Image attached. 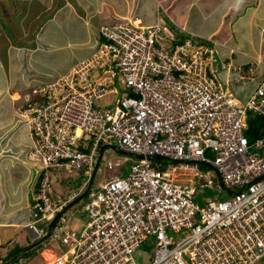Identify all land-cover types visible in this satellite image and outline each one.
Wrapping results in <instances>:
<instances>
[{
    "label": "built area",
    "instance_id": "1",
    "mask_svg": "<svg viewBox=\"0 0 264 264\" xmlns=\"http://www.w3.org/2000/svg\"><path fill=\"white\" fill-rule=\"evenodd\" d=\"M160 11L153 23L136 13L102 23L93 53L43 87V102L31 112L41 178L26 222L34 239L78 194L54 201L51 169H84L89 177L101 141L135 157L127 173L91 187L85 226L70 227L58 216L47 241L60 240L61 247L43 264H137L136 251L150 236L149 264L264 258V134L246 133L249 112L264 115V80L243 98L231 81L244 75L230 62L217 64L196 42L199 34L173 19L162 24ZM175 30L189 38L172 42ZM205 187L226 196L201 205L195 196Z\"/></svg>",
    "mask_w": 264,
    "mask_h": 264
},
{
    "label": "crops",
    "instance_id": "2",
    "mask_svg": "<svg viewBox=\"0 0 264 264\" xmlns=\"http://www.w3.org/2000/svg\"><path fill=\"white\" fill-rule=\"evenodd\" d=\"M32 1L36 3L38 2L40 5L36 7V5L31 4ZM81 1L82 0H0V248L6 247L8 249V252H6L4 256L3 251L0 250L1 258L6 257V255L14 248L21 246L17 232L21 227L27 228L25 226V221L30 212L29 204L32 200V188L35 181V176L33 175L32 170L33 163L30 162L28 158H25V156L17 149V145L23 143V141H27L30 137H27L28 128L26 124L19 121V115L16 112L17 102L15 103V100L12 99L11 91L24 93L27 88L29 89L31 81L28 71L43 74L41 80L46 79L49 75H58L66 72L72 63H75L79 58H82L89 53L91 47L95 44L92 43V46L89 49V45L86 44L91 43V39L85 34L83 40L77 39L72 40L71 43L66 42L60 48V50H64V54L56 52L55 57H57L50 58L49 52L53 53L52 46L54 41L48 36V33L43 35V25H45V23L57 25L56 23L59 22L61 25L58 26L64 28L69 21L67 19H70L69 16H74V19H83L87 29H90L91 32L97 30L98 34L101 23L113 21L112 19L116 16L113 13H116V11L117 13H120L122 17L123 15L131 13L129 11L133 9V11H135L136 14H139L144 21H147L146 19H148L141 11L137 10V0H120V3L124 4L123 6L118 4L120 9L115 8L111 3V0H92L94 4L92 8H88L86 4ZM114 1L116 4L118 3L117 0ZM164 1L165 0H161L157 8L154 7V17L155 15L157 16V11L161 10L170 22L171 19H173L178 25L184 28L186 27L185 29L187 31L190 30L197 34L211 36L208 33H202V27L196 26V29L195 26H192L194 21L205 23L207 19H211L212 27L214 28L211 33H213L219 29L223 22L230 23L231 20H233L231 24L235 26L236 32L241 33V38L245 37L250 40L251 35L256 32L261 35L256 47L260 46V43L264 41L262 35V32L264 31V15H262V13L257 14L262 6L258 8V10L253 11L252 16L249 18V31H247L246 26L244 25L246 23L242 24L239 21L240 18L245 17L242 14L239 15V12L243 10V3L246 0H239L237 11H234V9L231 10L235 0H224L225 3L220 2L214 7L213 15L216 16L214 19L208 11L198 14L196 10L197 5L190 1L186 10L181 13V16L184 18L183 22L168 11V8L164 5ZM253 1L254 0H248L247 4L254 3ZM261 2L264 4V0H261ZM257 3L258 1L256 4ZM161 5L164 11L161 8ZM230 11H233V13H230ZM6 12L12 14L14 18L21 19L22 17H25L26 20L22 24H20L21 21L15 24L10 21L9 24L11 25V28L9 29L5 26L6 22L5 18H3L9 15L6 14ZM68 13L69 16H67ZM228 13L229 15L231 14L230 19L226 18V14ZM259 14L260 16H258ZM60 15H62V18ZM27 17L29 18L28 22ZM95 18L100 21L97 25L95 24L96 26L93 25V20ZM114 20H116V18H114ZM242 26H244L243 29H246L247 32L241 30ZM244 33L247 34L244 35ZM231 39H233V36H230V40ZM76 41H79L81 45H86L88 50L83 51L81 49L79 52L77 49L71 50L70 45L75 44ZM223 42L227 44L224 48L229 50V54H231L232 60L229 61L237 71L240 66L243 65L241 63H245L255 58L258 60L259 58L256 52L252 57L249 54L253 53H247L249 55L248 57L251 59L243 55H235V53L239 52L237 49L240 47L231 41ZM66 46L70 49L69 54L65 53ZM250 46L253 48L251 44ZM23 52L25 53L26 62H24V57L21 55ZM10 62L15 66L14 69L17 71L14 74L8 69ZM256 65L257 64H255V66ZM255 66L254 69H252L253 73H251V71H244L242 68L239 69V72L240 74L247 73L245 76L248 74L252 77L257 74L259 75ZM222 76L227 79V77H231V72L223 71ZM15 81L16 84L14 83V86V84L12 85V82ZM237 90L243 96L247 93L241 92V89ZM5 99H7V106L4 105ZM128 167L129 166H127L126 169L121 168L118 172L123 171L126 173ZM32 246L33 244H30L28 249H32ZM20 248L24 247L21 246ZM25 262H27V264L31 263L30 259H26ZM5 263H7V261Z\"/></svg>",
    "mask_w": 264,
    "mask_h": 264
},
{
    "label": "rangeland",
    "instance_id": "3",
    "mask_svg": "<svg viewBox=\"0 0 264 264\" xmlns=\"http://www.w3.org/2000/svg\"><path fill=\"white\" fill-rule=\"evenodd\" d=\"M190 1H191V3H194L197 5L196 10H197L198 14H202L204 11H208L212 15L213 19L216 17L213 15L214 7H216L220 2L225 3L224 0H165L164 5L168 8V11H170L173 16L177 17L179 20H181L183 22L184 18L181 16V13L184 12V10H186V7L190 4L189 3ZM256 1H258V3L256 4V7L253 6L255 8V10H258V8H260L262 6L260 12L264 11V4H262L261 0H256ZM81 2L85 3L88 8H92L94 5L92 0H82ZM117 2L118 3L116 4L114 0H111V3L113 4V6L115 8L120 9L119 5L123 6L124 4L120 3V0H117ZM160 2H161V0H156V5H155V0H137V4H136L137 10L141 11L144 14V16L148 18V19L145 18L148 22L144 21V23H153V21L157 19L156 15H155L156 19L154 17V11L153 10H154V7L157 8V6L159 5ZM247 3H248V0H246L243 3V9L250 7ZM31 4L36 5V7H38L40 5L38 2L36 3L34 1H32ZM238 4H239V0H235L233 3V6L231 7V10L234 9V11H237L238 10ZM132 11H133V9H131L129 11L131 13H129L128 15H123L122 17H121V14L117 13V11H116V13L115 12L113 13L114 15H116L114 18H116V19L126 18L127 16H129L133 13H136L135 11H133V12ZM230 13H233V11H230ZM258 13H259V11L257 12V14ZM6 14H9V15L6 17H3V18H5V22H6L5 26L9 29L11 28V25L9 24L10 21L14 22V24L21 21L20 24H22L26 20L25 17H22L20 19V18H14L12 16V14H10L8 12H6ZM64 15H66V14H64ZM255 15H256V11H255ZM61 16L62 15H60V17ZM67 16H69V13L67 14ZM258 16H260V14ZM69 18L70 19H67L69 21L66 23V26H64V28H62V26H58V25H61L59 22L56 23L57 25L45 23V25H43V27H42L43 35L48 33V36L54 41V44L52 46L53 53L49 52L50 58H54L56 52L60 53V54H64V50H60V48L66 42L71 43L72 40H77V39L83 40V36L85 34H87L91 39V43L86 44V45H89V47H88L89 49L92 46L91 45L92 43H96L99 40V35L97 34V30H95L94 32H91L90 29H87V26L85 25V22L83 19L82 20L80 18L74 19V16H69ZM114 18L112 20H114ZM6 19H7V21H6ZM159 20L161 21L162 24H165L166 21L168 20L167 17L164 15V13L161 11L159 12ZM28 21H29V18L27 17V22ZM239 21H240V23L243 22L241 19ZM98 22H100V21H98L95 18L93 20V25H95V24L97 25ZM231 22H233V20H231ZM231 22L230 23L223 22L220 25L219 29L213 33H211V31L214 30V28L212 27V20L211 19H207L205 23L194 21L192 26H195L196 29H197V27H202L203 28L202 33H205V34L208 33L211 35L210 37H212L218 41H225V42L231 41V42L235 43L236 45H238L240 47L237 50L245 53L244 56H246V57H248L249 55H251V57H252L254 55V53L256 52L257 55L259 56L258 60L256 58L255 59L252 58L253 60H249L250 66L247 70L244 69V71H247V72L251 71V73H253L252 69H254V65L257 64L255 66L256 71L259 73V75H261V74L264 75V62H262L263 61L262 59H264V46H262V44L264 43V41H262L260 43V46L256 47L257 42L259 41L261 35L254 32L251 35L250 40L246 39L245 37H243L241 39L233 38L230 40V35L233 34V32H236V28L233 24H231ZM238 24H239V22H238ZM246 34L247 33H244V35H246ZM262 35L264 37V31L262 32ZM168 39H170V38H168ZM203 43H204L205 47L210 50V53L213 55V57H215V59H216L215 62H217V64L221 65L223 60L225 62H229V60H232L231 54H229V50L225 49L224 47H222L220 45H215L213 42H208V41L203 42ZM250 44L253 46V48L250 46ZM86 45H84V44L81 45L79 41H76L75 44L70 45V49L71 50L77 49L78 52L81 49L83 51H87L88 49L86 48ZM70 49L68 48V46H66L65 47V53L69 54ZM247 50L252 51L251 53H253V54L248 55L247 53H249V51H247ZM92 53H93V50L90 49V52L86 54L87 56L85 55L86 56L85 58H88L89 55H91ZM21 55L24 57V62H26L25 53L23 52ZM248 58L251 59L250 57H248ZM33 65H35V64H33ZM14 68H15V66L10 62L8 65V69H10V71L13 74L17 72L16 69H14ZM28 72L27 73L30 77L31 84L38 85L40 83V80L42 79L43 74L33 73L32 71H28ZM30 73H32V74H30ZM115 80H117V78H115ZM242 80H247V79L243 77L240 80V82L231 81V83H232L234 88L237 87L238 89H241V92L245 93V92H247V90L249 88H251V86L253 87V81H250V84H248V82H247L246 85H242V84H240L242 82ZM14 83L16 84V81L12 82V85ZM15 84H14V86H15ZM18 84H20V83H18ZM25 88H27V87H25ZM30 93H31V90H28V88H27V90L24 91V93L11 91L12 99L15 100L14 101L15 103L17 102L16 112L22 114V115H19V117H18L19 119H31V112L33 111V108H34L33 103L31 102L32 98L30 100H26L27 97L31 96ZM121 96H122V94H121V92H119L118 98L115 101V103L118 102V99L121 98ZM112 97H113V95H111V96L109 95L105 99L111 100ZM6 101H7V99L4 100V102H5L4 105L7 106ZM106 106H109V105L105 104L103 106V108ZM23 109H25V110H23ZM28 160H30V162H32V163L35 162V160L29 159V158H28ZM109 160H111L113 162H119L121 165L123 164L122 168L126 169L127 166H129L132 162H134L135 157L129 153L127 154V153L122 152L121 149H119V148L108 147L106 149V151L104 152V155L102 157L99 168L97 167L98 169H96V173L94 175V181H93V187L94 188H98L101 181L108 178L110 175H114L115 173H117V169L119 167H117V166H113L112 168L108 167L107 162ZM23 163H25V162H23ZM25 165H27V164L25 163ZM32 167H33L32 168L33 175L35 176V168L36 167L34 165ZM128 169H129V167H128ZM127 172L128 171H126V173ZM201 172L206 173L209 177H212L215 180L217 179V175L213 169H208V168L203 169L202 168ZM49 174L51 177V187H52V195L51 196H52V199L54 201H57L58 203L59 202L61 203L64 200H66L67 198H69L70 196H73L77 189L78 190L81 189L83 187V184H84V181L86 178L84 175H82L83 174L82 170H78V169H51L49 171ZM224 196H226V193H224V192L219 193L218 189L205 187V188L198 190L197 195L195 196V201L201 205H204L208 198L209 199H215V198L224 197ZM87 200H88L87 196L82 197L74 205L68 207L62 213V216H64L66 219L65 223L68 224L70 227H74V228L79 229V228L85 226V224L88 222L89 217L87 216L85 210L83 209V206L85 205ZM38 224L43 225L44 227L46 226V223H38ZM17 236L19 238V242H20V245L22 247H28L30 245V243L28 242V237H30V239L32 237H31V234L27 228L21 227L19 229V231L17 232ZM154 245H155V238L153 236H150L147 240H145L142 243L141 247L137 249V252L135 254L137 264H149L151 262L152 256H153ZM46 246H48L50 249H45V250H43V248L41 250L39 249L35 252V254L33 256H31L29 258L32 264H40L43 261L45 262L46 260H49L51 258V255H52L51 252L56 251L59 247H61V242H60V240H55L54 242L47 241ZM35 247H36V245H35ZM0 250L3 251V256L5 255L6 252H8V249L6 247L0 248ZM39 251H42V252H39ZM26 258L27 257L25 255H23V259H26ZM255 264H264V258L258 260Z\"/></svg>",
    "mask_w": 264,
    "mask_h": 264
},
{
    "label": "trees",
    "instance_id": "4",
    "mask_svg": "<svg viewBox=\"0 0 264 264\" xmlns=\"http://www.w3.org/2000/svg\"><path fill=\"white\" fill-rule=\"evenodd\" d=\"M254 3H250L249 4V8H246V9H243L241 12H239V15H244L245 17H242L240 18L243 22L242 24H244L246 26V29L247 31H249V18L252 16L253 14V11L255 10V6H256V0L253 1ZM254 6V7H253ZM238 13V12H237ZM259 13L262 15H264V11L263 12H260ZM229 16V17H228ZM226 18L227 19H230L231 18V14L229 15L226 14ZM248 22V23H247ZM165 25V24H164ZM239 26V24H238ZM244 26H242V29L241 30H244L245 32L246 29H243ZM171 29L174 30V29H177L176 26L172 23V26H171ZM175 33H177V35L175 34L173 37H172V42H184L187 40V38H189V33H185V32H179V30H175L174 31ZM241 33L239 32H233L232 35L230 36H233V38H237V39H241V36H240ZM213 42L215 45H220L222 47L224 46H227L226 43H224L223 41H216V39L210 37V36H204V35H201L199 34V37L196 38V42L199 44H204L203 42ZM263 46H264V43H263ZM249 51V50H247ZM252 51H249V53H251ZM235 55H238V56H244L245 54L243 52H238V53H235ZM224 61V60H223ZM264 61V59H263ZM230 62V61H229ZM243 64L242 66H240V68H242L243 70H247L250 66L249 64V61L245 62V63H241ZM240 65V64H239ZM255 66V65H254ZM239 68V69H240ZM238 69L237 72H239L240 70ZM241 69V70H242ZM247 73H244V78H246L247 80H242V82L240 84L242 85H246L247 82L248 84H250V81H253V87L251 86V88H249L247 90V93H245V95L243 96L244 97H248L250 96L256 89V87L262 82V80H264V75H256V76H251V75H247L245 76ZM37 100V99H36ZM249 128L247 129L246 133L247 135L249 134L250 138H255L257 135H263L264 134V115L259 113V112H249ZM19 121L23 124H26L28 130H27V137H30L31 135V132H33V129L30 130V127H29V123L25 120V119H19ZM18 146V150L19 152H21V154H23L25 156V158H29V155L30 153L32 152L33 150V142L28 139L27 141H23V143H20ZM83 175V174H82ZM40 181H41V178H40V175H37V178H36V181H35V184L32 188V200L30 201V206H33L35 205V203H37L38 201L34 198V196L39 192V187H40ZM37 201V202H36ZM43 248V245H42V242H40V244L37 246V247H33L32 249H29L28 251H26L25 249H27V247H24V248H20V247H16L14 248L13 250H11L7 255L6 257L4 258H1L0 257V264L1 263H5V261H7L9 258L11 257H17V254L20 253V252H23V254L28 257V256H32L35 254V252L38 250V249H42Z\"/></svg>",
    "mask_w": 264,
    "mask_h": 264
},
{
    "label": "clouds",
    "instance_id": "5",
    "mask_svg": "<svg viewBox=\"0 0 264 264\" xmlns=\"http://www.w3.org/2000/svg\"><path fill=\"white\" fill-rule=\"evenodd\" d=\"M114 21V20H113ZM112 22V21H111ZM103 23H105V22H103ZM102 24V23H101ZM100 27V26H99ZM98 35H99V30H98ZM217 41V40H216ZM95 44H93V46H94ZM91 47V49L92 50H94L93 48L94 47ZM240 52V51H239ZM87 56V55H86ZM86 56H84V57H82V58H79L78 59V61H80V60H82V59H85V57ZM78 61H76L75 63H73L68 69H67V71L66 72H63V73H60V74H58V75H49L46 79H44V80H41L40 81V83L38 84V85H33V84H31L30 85V87H29V89L28 90H31V93H30V95L31 96H29L28 98H27V100H30L31 98H32V100H31V102L33 103V106H34V108L35 107H38V105H41L42 104V102H43V96H45V94L43 93V87H45L48 83H50L51 81H53V80H55L56 78H58L59 76H62V75H64V74H66L67 72H69L71 69H72V67H73V65H75L76 63H78ZM30 92V91H29ZM37 99V100H36ZM23 110H25V109H23ZM18 115H22L21 113H18ZM28 123H29V127H30V130L31 129H33V127L31 126V124H32V120H30V119H25ZM31 134H32V132H31ZM30 134V135H31ZM30 140L33 142V138H32V135L30 136ZM106 144H110V143H107V142H103V141H101V145H100V149H101V147L103 146V145H106ZM115 145V144H114ZM116 146V145H115ZM33 147V146H32ZM108 147H106L105 148V150H104V152L106 151V149H107ZM116 148H118V147H116ZM100 149H99V153H98V156H97V159H96V162H95V165H94V167H93V169H92V172H91V175L88 177L85 173H84V169H78V170H82V173H83V175L86 177L85 178V181H84V184H83V187L81 188V189H77L76 191H75V193H77L78 192V194H76V196L74 197V198H76L78 195H80L81 193H83L86 189H87V187H88V185H89V183H90V179H91V177H92V174H93V171H94V169H95V167H96V164H97V162H98V158H99V155H100ZM120 149V148H119ZM83 150H85V151H88V149H84L83 148ZM122 150V149H121ZM123 151H125V150H123ZM103 155H104V153H103ZM103 155H102V157H103ZM29 159H32V160H36L34 157H33V155H32V152L30 153V155H29ZM101 160H102V158H101ZM101 160H100V163H101ZM113 162V161H112ZM36 163V161L33 163V165L36 167L35 168V178H34V180L36 181V178H37V175H39L38 174V167H37V165L35 164ZM100 163H99V165H98V168H99V166H100ZM109 167V166H108ZM117 167H119L118 169H117V173H118V170H120L122 167H123V165L122 166H117ZM97 168V169H98ZM112 168V167H111ZM58 169H66V168H58ZM123 171H120L119 173H122ZM125 174V173H124ZM35 181H34V184H35ZM93 181H94V179H93ZM93 181L91 182V187H93ZM102 182V181H101ZM100 182V183H101ZM91 187L88 189V192H89V190L91 189ZM88 192H87V194L85 195V196H87L88 195ZM74 198H72L71 200H69L68 201V204L74 199ZM67 199H69V198H67ZM67 204V205H68ZM30 206V205H29ZM31 207V206H30ZM66 207V206H65ZM63 210H61L60 212H61V215H62V213L64 212H62ZM59 212V213H60ZM30 219V216L28 215V218H26V221H25V226L27 227V225H26V222L28 221ZM52 221V220H51ZM51 221H50V223H51ZM50 223H49V226H50ZM39 225V224H38ZM40 226H43V225H40ZM27 229H28V227H27ZM29 230V229H28ZM29 232H30V230H29ZM30 234H31V232H30ZM48 233L47 234H45V235H43V237L42 238H39V239H34L33 238V235L31 234V239H30V237H28V240H30L29 241V243L30 244H33V246L32 247H34L35 248V245H36V247L40 244V242H42V245H43V250H45V249H47V246H46V242H47V239H48ZM45 245V246H44ZM26 251H28L29 249H28V247H27V249H25ZM39 250V249H38ZM41 250V249H40ZM40 252V251H39ZM137 252V251H136ZM33 256V255H32ZM31 256H28L26 259H29ZM10 259V260H9ZM8 260H7V264H10V262H12L11 264H17V263H21V264H27V262H25L26 261V259H23V252H20V253H18L17 254V257L15 258V257H11V258H9ZM6 262V261H5ZM44 262V261H43ZM43 262L42 263H40V264H43ZM1 264H3V263H1ZM29 264V263H28ZM31 264V263H30Z\"/></svg>",
    "mask_w": 264,
    "mask_h": 264
},
{
    "label": "water",
    "instance_id": "6",
    "mask_svg": "<svg viewBox=\"0 0 264 264\" xmlns=\"http://www.w3.org/2000/svg\"><path fill=\"white\" fill-rule=\"evenodd\" d=\"M106 147H112V148H116V146L114 145V144H106V145H103L102 147H101V149H100V155H99V158H98V162H97V164H96V167H95V169H94V171H93V174H92V177H91V179H90V183H89V185H88V187H87V189L83 192V193H81L80 195H78L76 198H74L64 209H63V211H65L68 207H70V206H72V205H74L79 199H81L82 197H84L86 194H87V192H88V189L91 187V182L93 181V179H94V175H95V173H96V169H97V167H98V165H99V163H100V160H101V158H102V155H103V153H104V150H105V148ZM122 152H124V153H127L128 154V152L127 151H123V150H121ZM156 158H163V156H160V155H157L156 156ZM62 211V212H63ZM61 214V212L60 213H58L53 219H52V221H51V223H50V226H49V231H48V235L50 234V232H51V228L54 226V224H55V221L57 220V218H58V216ZM28 241H30V240H28ZM8 263V262H7ZM7 263H3V264H7Z\"/></svg>",
    "mask_w": 264,
    "mask_h": 264
},
{
    "label": "bare ground",
    "instance_id": "7",
    "mask_svg": "<svg viewBox=\"0 0 264 264\" xmlns=\"http://www.w3.org/2000/svg\"><path fill=\"white\" fill-rule=\"evenodd\" d=\"M57 70V69H56ZM249 135V134H248ZM52 253V252H51ZM51 257H52V255H51Z\"/></svg>",
    "mask_w": 264,
    "mask_h": 264
}]
</instances>
